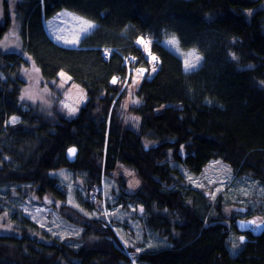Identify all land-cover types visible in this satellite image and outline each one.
I'll return each instance as SVG.
<instances>
[{
  "label": "trees",
  "instance_id": "trees-1",
  "mask_svg": "<svg viewBox=\"0 0 264 264\" xmlns=\"http://www.w3.org/2000/svg\"><path fill=\"white\" fill-rule=\"evenodd\" d=\"M258 3L13 0L9 6L4 1L0 264H264V233L236 254L227 226L215 218L221 215L217 205L183 173L201 172L210 161L228 164L235 181L263 190L262 197H253L255 207L235 220L264 218V9ZM61 9L96 23L77 48L59 45L46 31L44 19ZM13 26L17 47L4 48ZM142 37L152 40L150 55L137 44ZM168 39L174 48L199 50L201 66L185 71L183 58L164 43ZM152 54L158 59L156 72L143 77L135 89L138 103L125 111L131 77L126 85L124 80L136 67L151 68ZM61 72L87 95L74 117L61 107L69 86H59ZM31 89L43 97L24 102L23 93ZM71 148L78 151L73 162L67 157ZM120 165L134 170L142 184L134 192L111 194L120 209L144 208L142 215L130 216L140 218L145 237L158 242L134 255L135 261L133 249L124 247L113 230L118 219L112 215V221L103 208L96 216L89 199L103 176H113ZM59 170L75 182L71 190L84 212L66 203ZM27 198L49 201L80 234L63 238L54 227L31 221L20 208Z\"/></svg>",
  "mask_w": 264,
  "mask_h": 264
},
{
  "label": "rangeland",
  "instance_id": "rangeland-1",
  "mask_svg": "<svg viewBox=\"0 0 264 264\" xmlns=\"http://www.w3.org/2000/svg\"><path fill=\"white\" fill-rule=\"evenodd\" d=\"M4 1H7L9 6L13 5V0H0V19L3 16ZM258 7L260 9H264V0H259ZM84 21L90 22L94 25V27L89 28L87 31H84L83 29L86 27V25L83 23ZM44 24L46 31L52 40H54L59 45L73 48H77L80 45L83 37L91 33L96 26L95 22L68 9H61L53 17L44 19ZM13 28L16 30V33L14 32ZM18 37V29L16 26H13L10 30V34L8 36H5L4 41H2L1 45L4 48H9V46L12 45H15L17 47L16 43H18ZM57 37H61L62 39H57ZM174 38L175 40L177 39L176 36H174ZM73 40H76L77 42L75 44L65 42ZM144 41L147 42V47L143 46V49L147 55H150L151 43L148 42V40ZM164 43L183 58V66L185 71L189 72L201 66L203 62V55L196 48L183 50L180 46L176 45V48H174V46L170 44L169 39L165 40ZM197 57L199 59H197ZM150 58V64L152 67H154V64H158L157 57L155 61L152 60L151 56ZM186 61L189 64L194 65V67H189L186 69ZM142 67L145 71L146 67L141 65L139 67H136L134 69V72L132 73L123 104L125 111L130 105H136L138 103V99L135 95V89L138 84L142 82L145 75H142L143 72L138 74L137 70L142 69ZM155 72L156 71H151L150 77H152ZM61 73L65 74L64 76L59 75L62 81L59 86L62 89L64 88L65 84L70 82V77L65 72ZM67 88L63 92L64 98L61 101V107L63 109V112L67 116L74 117L78 114L81 107L86 103L87 95L84 88L79 84L69 83V86ZM42 97L43 96H40L36 90L31 89L29 92L23 93L22 100L24 102H27V100ZM72 109H75V111H72ZM134 123L138 125L137 122ZM58 172L60 173L58 176L61 179V183L64 189L68 190L66 203L71 207H75L81 212H84L82 206L78 204L77 198L71 190V188L75 186V182L71 179L69 172H66L65 170H59ZM183 173L184 178H186L192 185H194V187L202 189L208 195L210 204L217 205L215 206V208L218 209V212L221 213V215H218L217 217L215 215V218H218V220L221 221L223 225L227 226V231L230 237V245L235 249L236 254H241L243 252V249L247 246V243L241 242V232L239 230L237 231L233 229L232 225L234 224V222L232 221H236L238 219L237 218L235 220V218L238 216V213L243 212L242 210H248V206L253 204V207H255L256 201L253 200V197L255 194H257L259 198L262 197V188L256 191L255 184L252 182L235 181L233 169L228 164L220 160L208 162L204 169L199 173L187 171H184ZM78 181L82 183V180ZM104 181L105 194H100L99 188H102L100 187V184H98L93 187V191L89 197V199H91L96 205L94 214L96 216H100L101 214H103V208L104 211H107L110 214V218L112 215H115V217L118 219V223L114 224L113 230L123 243L124 247L133 249L131 253L133 256V260L135 261L134 255L141 252V250L145 248H153L157 246L158 242H156L152 238L145 237L147 231L142 226L140 218H133L130 216V213L133 214L137 211L135 205L131 204L125 209H120L118 206L117 196L111 194V191L119 192L120 190L124 189L127 192H134L138 190V188L142 184V180L134 170L120 165L114 172L113 176L104 177ZM80 188L82 190L84 186ZM96 195L98 197H96ZM221 197L228 198V201L230 202H219L218 198ZM45 202L47 204L38 203L35 200H30L29 198H27L21 204L20 208L22 209V212L25 216H27L31 221L38 224L40 227L48 229H52V227H54L57 232L60 233V236H64L63 238L70 235H75L77 232L74 230V225L65 223V221L61 218L54 207L52 205H49V201ZM109 204H111L112 207ZM110 207L115 211L114 214ZM128 210L131 212H129ZM143 210L144 208L142 206L139 207L137 211L138 214L142 215ZM249 210L246 212L249 213ZM253 217L259 220H264L263 215L261 214H259V216L253 215ZM111 219L113 221V218ZM129 229L131 230V233L127 234V231ZM77 234L80 233L78 232ZM248 237L250 238L249 235ZM159 242L165 245L167 243V240L159 239Z\"/></svg>",
  "mask_w": 264,
  "mask_h": 264
},
{
  "label": "bare ground",
  "instance_id": "bare-ground-1",
  "mask_svg": "<svg viewBox=\"0 0 264 264\" xmlns=\"http://www.w3.org/2000/svg\"><path fill=\"white\" fill-rule=\"evenodd\" d=\"M144 40H148V42H150V43H152V40L149 38V37H142ZM141 39V38H140ZM139 39V40H140ZM138 40V41H139ZM138 41H137V44H138V46H140V47H142L143 48V46H145V44H141V43H138ZM152 56H154V54H152L151 55V57ZM149 59H151L150 57H149ZM127 65L129 66V63H127ZM157 67H158V64L156 63V64H154V68L155 69H157ZM142 69H143V67H142ZM152 69H153V67L151 66V68H149V67H147L146 66V69H145V71H143V73H142V75H146L149 71H152ZM144 70V69H143ZM134 71H132V70H130L129 72H128V77L124 80V81H126V83H125V85L127 84V82H128V79L132 76V73H133ZM70 150V149H69ZM77 150V149H76ZM78 152V151H77ZM68 153V152H67ZM77 159V157L75 158V160ZM74 160V161H75ZM70 161V160H69ZM70 162H73V161H70ZM199 173V172H198ZM187 180V179H186ZM188 181V180H187ZM100 187L102 188V189H100L99 188V190H100V194L101 195H104L105 194V181H104V176H103V178H102V180H101V183H100ZM96 190V189H95ZM96 197H98L97 195H96ZM106 213H108V212H106ZM249 219H254L256 222H263L264 223V220H259V219H257V218H255V217H252V218H249ZM249 219H246V218H239V219H237L235 222H234V225H235V228H236V230L238 231V229H237V226H236V224H237V222L239 221V220H249ZM233 222V221H232ZM263 233H264V231H263ZM262 233V234H263ZM262 234L260 235V236H254L253 235V233L251 232V231H246V232H241V235H240V240H241V237H243V239L244 238H246V240L245 241H243V240H241V242L242 243H249V241L251 240H253V239H256V238H259V237H261L262 236ZM248 235L250 236V238L248 237ZM241 245V244H240Z\"/></svg>",
  "mask_w": 264,
  "mask_h": 264
},
{
  "label": "water",
  "instance_id": "water-1",
  "mask_svg": "<svg viewBox=\"0 0 264 264\" xmlns=\"http://www.w3.org/2000/svg\"><path fill=\"white\" fill-rule=\"evenodd\" d=\"M75 149V154H71L70 151L67 153V157L70 161H74L76 158L77 150L76 148H71ZM255 221L254 219H249V220H239L236 224L237 229L240 232H246V231H251L254 236H260L263 231H264V223L263 222H256L255 224H252L251 222ZM246 238L243 239L245 241Z\"/></svg>",
  "mask_w": 264,
  "mask_h": 264
},
{
  "label": "snow or ice",
  "instance_id": "snow-or-ice-1",
  "mask_svg": "<svg viewBox=\"0 0 264 264\" xmlns=\"http://www.w3.org/2000/svg\"><path fill=\"white\" fill-rule=\"evenodd\" d=\"M83 23L86 25V27L83 29L84 31H87L89 28L94 27V25L91 24L90 22L84 21ZM57 39H62V38H61V37H57ZM65 42H66V43H73V44H75L77 41H76V40H73V41H65ZM138 43L145 44V46L147 47V42L144 41L143 38H141V39L138 41ZM171 43L174 44V43H175V40L171 41ZM197 59H199V58L197 57ZM152 60L155 61V60H156V57H155V56H152ZM185 67H186V69H187V68H189V67H194V65L189 64V63L186 61V62H185ZM137 71H138V74H139V73H142L144 70H143V69H138ZM152 71H155V68H154V67H153ZM60 75H61V76H64L65 74H64V73H60ZM116 82H117V79L114 77L113 80H112V83H116ZM72 111H75V109H72ZM13 122H15V118H13ZM69 151H70L71 154H73V155L75 154V149H70ZM251 223H252V224H255L256 221H252ZM241 240H243V237H241Z\"/></svg>",
  "mask_w": 264,
  "mask_h": 264
}]
</instances>
